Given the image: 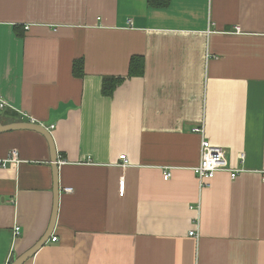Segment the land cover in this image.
I'll use <instances>...</instances> for the list:
<instances>
[{"label": "crops", "instance_id": "1", "mask_svg": "<svg viewBox=\"0 0 264 264\" xmlns=\"http://www.w3.org/2000/svg\"><path fill=\"white\" fill-rule=\"evenodd\" d=\"M159 1L0 0V123L62 161L22 264H264V0ZM202 139L242 171L200 186ZM52 209L46 138L1 132L0 264Z\"/></svg>", "mask_w": 264, "mask_h": 264}, {"label": "built area", "instance_id": "2", "mask_svg": "<svg viewBox=\"0 0 264 264\" xmlns=\"http://www.w3.org/2000/svg\"><path fill=\"white\" fill-rule=\"evenodd\" d=\"M4 104L0 103V107H3ZM193 132H197L200 134H203L204 129L203 126H194L191 129ZM9 158L11 160H16L18 156L17 150H11L9 154ZM120 159H122L121 165L127 164V158L126 155H120ZM243 158V155L241 154V159ZM58 162H62L61 160H58ZM192 171L194 172L195 176L197 177V180L199 181L200 186H205L210 184V180L215 176V174L218 171H227L229 172V175L231 178H235L241 169H233L230 168L227 164L226 158H225V152L224 149L220 146L211 144L207 139H202L200 143V159L199 162L192 168ZM170 176V171H164L163 178L167 179ZM263 184H264V173L262 176ZM65 191L70 192L72 191L71 187L64 188ZM124 192V182L123 180L120 181L119 184V194H123ZM14 234L18 236L20 233V228L18 226L14 227ZM190 235H194V231L190 232ZM51 240L55 241L56 237L51 236Z\"/></svg>", "mask_w": 264, "mask_h": 264}, {"label": "water", "instance_id": "3", "mask_svg": "<svg viewBox=\"0 0 264 264\" xmlns=\"http://www.w3.org/2000/svg\"><path fill=\"white\" fill-rule=\"evenodd\" d=\"M11 130H33L40 133L46 138L50 148V161H51V167L53 173V209H52V215L50 218L48 228L45 231V233L40 237V239L37 242H35V244H33L29 249H27L17 257H15L10 262V264H22L28 258L33 256L40 249V247L43 244H45L46 241L49 240V238L53 233V229L57 217V207H58V200L60 193L59 184H58V156H57L53 137L50 131L42 124L35 123L32 121H14L7 124L0 123V133Z\"/></svg>", "mask_w": 264, "mask_h": 264}, {"label": "trees", "instance_id": "4", "mask_svg": "<svg viewBox=\"0 0 264 264\" xmlns=\"http://www.w3.org/2000/svg\"><path fill=\"white\" fill-rule=\"evenodd\" d=\"M149 4H158V5H163L164 4V1L161 2L159 0H148ZM135 63V58H133L131 60V65ZM137 64L133 65V66H136ZM74 66V72L75 74H81V71H82V68H81V62H75L73 64ZM137 67V66H136ZM142 68V65H138V67L136 68V72H138L137 70L140 69L141 70ZM131 71H132V67H131ZM107 81H110V85L107 83ZM119 82V79H112V80H105L104 81V84H103V87H102V92L105 93V94H108L111 92V90L113 89V87L115 86V84Z\"/></svg>", "mask_w": 264, "mask_h": 264}]
</instances>
